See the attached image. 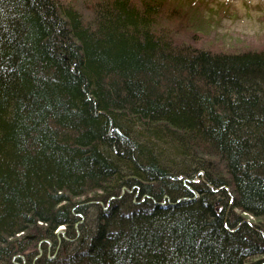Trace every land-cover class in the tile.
<instances>
[{
    "label": "trees",
    "instance_id": "obj_1",
    "mask_svg": "<svg viewBox=\"0 0 264 264\" xmlns=\"http://www.w3.org/2000/svg\"><path fill=\"white\" fill-rule=\"evenodd\" d=\"M175 1L0 0V264H264V48Z\"/></svg>",
    "mask_w": 264,
    "mask_h": 264
},
{
    "label": "rangeland",
    "instance_id": "obj_2",
    "mask_svg": "<svg viewBox=\"0 0 264 264\" xmlns=\"http://www.w3.org/2000/svg\"><path fill=\"white\" fill-rule=\"evenodd\" d=\"M173 2L177 3L175 0ZM182 0H179L181 2ZM203 1V0H201ZM208 4V8L216 6L220 4H224L227 6L228 11L226 14L221 15L220 17L216 16H208L211 17L212 27H211V36L218 37L222 41L227 43V46L234 45L237 48L236 50L241 49H251V50H260L264 48V0H204ZM207 12H204L205 17ZM188 29V26L186 27ZM185 27L183 26L179 30V35L184 38L185 37ZM200 37V34H197ZM196 35V36H197ZM206 34L205 37H207ZM205 43V40L202 41ZM166 148H162L161 150H165ZM181 162V161H180ZM187 181L186 178L183 179L185 183ZM191 182L199 183L201 182V176L198 174L195 176L194 180ZM125 192V191H124ZM131 192V191H127ZM135 192V191H134ZM138 192L133 194V197H138ZM194 197H197L194 194ZM93 208V207H92ZM105 209L106 207H102ZM94 210L88 209V215L83 218L85 222H87V226L91 230L94 225ZM83 219L77 221L74 225L76 228L78 224H81ZM56 234H60L62 237L65 236L63 226H58L56 229ZM47 245H50L47 242ZM49 249V248H48ZM41 251V250H40ZM47 253L49 258L54 257L55 252Z\"/></svg>",
    "mask_w": 264,
    "mask_h": 264
},
{
    "label": "bare ground",
    "instance_id": "obj_3",
    "mask_svg": "<svg viewBox=\"0 0 264 264\" xmlns=\"http://www.w3.org/2000/svg\"><path fill=\"white\" fill-rule=\"evenodd\" d=\"M198 174H200L199 172L196 174V175H198ZM224 189L226 192H227V194H228V197L230 196L231 197V194H230V192H229V187L228 186H222V187H220V189ZM217 190H219V188L217 189ZM124 191H126V189L125 188H122V190H121V195L124 193ZM40 252V251H39ZM41 253V252H40Z\"/></svg>",
    "mask_w": 264,
    "mask_h": 264
}]
</instances>
